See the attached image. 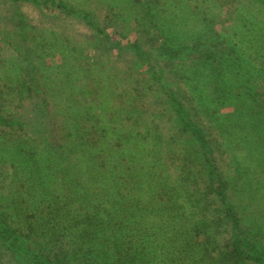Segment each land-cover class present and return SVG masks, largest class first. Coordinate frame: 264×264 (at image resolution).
Wrapping results in <instances>:
<instances>
[{"label":"trees","instance_id":"1","mask_svg":"<svg viewBox=\"0 0 264 264\" xmlns=\"http://www.w3.org/2000/svg\"><path fill=\"white\" fill-rule=\"evenodd\" d=\"M251 25L225 45L192 0H0V264H264Z\"/></svg>","mask_w":264,"mask_h":264},{"label":"rangeland","instance_id":"2","mask_svg":"<svg viewBox=\"0 0 264 264\" xmlns=\"http://www.w3.org/2000/svg\"><path fill=\"white\" fill-rule=\"evenodd\" d=\"M192 5L196 8V15L201 14L204 16V19L213 23L214 31L220 35V40L222 43H225V45H231L235 42L232 38L235 32L243 34L249 29L254 28L251 25L252 23L256 29H259L256 30L257 32L264 31V0H192ZM25 12L30 15V17L34 15L29 8H26ZM136 36L137 35L134 34L128 35L131 41L134 40ZM257 40H259L258 43H248L251 52H253L254 48L260 46L261 39L257 38ZM6 46L7 45L0 40V48L2 49L0 55L2 57H10L11 53L4 50L5 48L8 49ZM67 58L66 49H60L54 46L46 57V63L48 66H56L67 61ZM249 60L253 61L255 64L262 63V60H260L258 56L255 59L252 58L247 61ZM140 72L143 74L145 83L150 84L151 77L148 69L146 67H141ZM1 73L4 74V79L7 80L11 77L10 67L5 71H1ZM237 110L238 109L233 105L232 107L230 106L229 109L221 111V121L227 125L226 127L238 120Z\"/></svg>","mask_w":264,"mask_h":264}]
</instances>
